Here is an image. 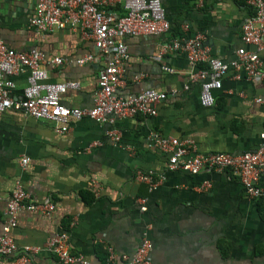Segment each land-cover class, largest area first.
Listing matches in <instances>:
<instances>
[{
  "label": "crops",
  "instance_id": "crops-1",
  "mask_svg": "<svg viewBox=\"0 0 264 264\" xmlns=\"http://www.w3.org/2000/svg\"><path fill=\"white\" fill-rule=\"evenodd\" d=\"M161 2L168 31L117 38L127 45L129 58L116 94L128 97L148 88L164 92L167 96L157 104L156 115L114 117L112 122L70 119L68 130L61 132L54 122L19 109L0 113V234L16 181L31 200L49 199L55 206L47 215L17 213L10 234L18 247L42 246L65 231L71 253L83 255L88 264H123L120 255L133 252L146 234L152 242L151 264H264V197H250L229 171L170 170L168 153L149 146L153 133L189 139L200 153L240 154L259 146L264 80L236 79L230 68L221 88L213 90L214 104L204 106L201 81H191L190 75L207 62L192 66L183 51L161 53L163 42L196 35H201L211 57L226 62L240 47L256 51L255 45L242 41V23L252 10L245 0H204L200 6L196 0ZM35 4L0 0V39L15 50L36 48L46 61L62 58L54 67L43 65L46 80L78 82V88L61 93V103L92 107L98 72L107 57L95 51L87 32L69 24L54 32L35 31L29 23ZM104 9L113 18L125 14L122 3ZM88 53H94L93 60L76 62ZM259 55L264 65V49ZM12 80L11 95L19 99L26 74ZM111 130L118 133V143L109 137ZM23 156L29 157L25 165L20 163ZM138 169L152 170L157 184L138 181ZM256 184L264 188V172ZM109 248L114 252L111 260ZM20 256L19 251L0 256V264H64L47 251L27 261Z\"/></svg>",
  "mask_w": 264,
  "mask_h": 264
},
{
  "label": "built area",
  "instance_id": "built-area-1",
  "mask_svg": "<svg viewBox=\"0 0 264 264\" xmlns=\"http://www.w3.org/2000/svg\"><path fill=\"white\" fill-rule=\"evenodd\" d=\"M196 1L199 6L204 3V0ZM245 1L252 13L242 23V41L255 45L256 51L240 47L236 56L226 62L209 55L208 49L202 45L201 35L189 39L172 38L162 43L161 53L167 50L183 51L192 66L207 62V67L197 68L190 75L191 81H201L200 101L204 106L214 104L213 90L221 88L222 76L230 68L236 79L264 80V65L259 55L264 49V0ZM112 3H122L125 14L117 18L108 15L104 8ZM29 23L39 33L58 31L69 24L92 37L95 51L107 57L106 64L98 72L94 105L90 108H78L61 103V93L70 88H78V82L47 81L42 67L46 63L53 67L61 64L62 58L54 57L46 61L43 53L36 48L15 50L0 39V113L10 108L19 109L34 118L54 122L61 132L68 130L70 119L89 117L98 122H112L114 117L156 115L157 104L167 96L164 92L148 88L128 97L116 94L117 86L121 83L122 66L129 58L127 45L117 38L122 35L148 36L168 31L170 23L161 0H36ZM94 57V53H88L76 62L84 64ZM164 68L172 71L169 67ZM21 73L26 74V86L22 97L14 99L11 95L14 86L12 77ZM108 135L115 143L119 142L120 137L115 131H109ZM261 136L262 140L256 149L240 154L200 153L189 139L180 140L157 133L151 134L149 146L168 153L170 170H183L191 174L204 169L229 171L241 181L250 197L260 198L264 197V188L258 186L256 181L264 172V134ZM98 144L99 142L93 143ZM28 161L29 157L23 156L20 163L25 165ZM135 176L138 181L151 187L158 182L152 170L138 169ZM206 186L210 184L206 182ZM54 208V203L49 199L41 202L31 200L21 182L16 181L6 202L5 222L0 234V256L19 251L20 261H27L32 255L47 251L64 264H88L83 255L71 253L69 236L65 231L54 235L42 246L26 245L21 248L15 243L10 232L16 225V215L20 210L47 215ZM151 249L152 242L144 234L136 249L130 254L122 253L120 258L123 264H151ZM109 256L110 260L114 258L111 248Z\"/></svg>",
  "mask_w": 264,
  "mask_h": 264
},
{
  "label": "trees",
  "instance_id": "trees-1",
  "mask_svg": "<svg viewBox=\"0 0 264 264\" xmlns=\"http://www.w3.org/2000/svg\"><path fill=\"white\" fill-rule=\"evenodd\" d=\"M102 248V247H101ZM103 254L105 255L104 257H106V252L104 253V251H103Z\"/></svg>",
  "mask_w": 264,
  "mask_h": 264
},
{
  "label": "water",
  "instance_id": "water-1",
  "mask_svg": "<svg viewBox=\"0 0 264 264\" xmlns=\"http://www.w3.org/2000/svg\"><path fill=\"white\" fill-rule=\"evenodd\" d=\"M5 6V5H4Z\"/></svg>",
  "mask_w": 264,
  "mask_h": 264
}]
</instances>
